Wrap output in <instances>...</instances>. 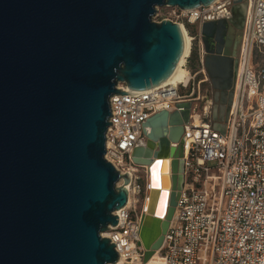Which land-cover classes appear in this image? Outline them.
<instances>
[{"label": "water", "instance_id": "95a60500", "mask_svg": "<svg viewBox=\"0 0 264 264\" xmlns=\"http://www.w3.org/2000/svg\"><path fill=\"white\" fill-rule=\"evenodd\" d=\"M214 1L0 0V264L117 262L114 245L100 234L116 225L113 212L125 206L130 178L103 157L109 98L129 94L120 83L142 92L174 71L182 33L169 20L153 22L156 8ZM232 3L230 20L198 28L224 122L237 64L232 34L242 29L246 8L244 0ZM177 107L146 121V143L132 153L148 179L156 161L171 159L164 218L152 208L141 215L143 262L160 250L182 186L181 137L191 104Z\"/></svg>", "mask_w": 264, "mask_h": 264}, {"label": "built area", "instance_id": "2783aa9c", "mask_svg": "<svg viewBox=\"0 0 264 264\" xmlns=\"http://www.w3.org/2000/svg\"><path fill=\"white\" fill-rule=\"evenodd\" d=\"M232 2L215 0L189 10L166 6L179 21L171 22L197 29L193 36L187 32L185 81L135 93L120 83L117 88L129 94L109 98L103 157L121 175L135 166L132 153L146 143V121L161 111H180L179 103L191 104L181 137L183 181L158 251L160 264H264V0H244L233 99L226 122L219 123L224 131L215 128L211 118L195 114V95L208 80L198 28L207 21L230 20ZM138 180L134 173L125 186V206L113 212L116 225L108 226L105 237L100 234L114 245L115 264L144 263V211L136 210L143 187Z\"/></svg>", "mask_w": 264, "mask_h": 264}, {"label": "bare ground", "instance_id": "6f19581e", "mask_svg": "<svg viewBox=\"0 0 264 264\" xmlns=\"http://www.w3.org/2000/svg\"><path fill=\"white\" fill-rule=\"evenodd\" d=\"M180 31L182 33L183 37V52L182 55L174 69V71L170 74V76L161 83L158 87L171 84L176 85L177 83H180L181 81H185L186 77V70L182 68L183 59L187 54L188 50V44H189V35L187 34L186 28L179 24ZM196 116L198 113H195ZM196 118V117H195ZM170 158H167L166 160H158L155 162V164L152 166V168L149 169V179L147 184V193L148 197L144 198L143 201V208L147 209H153L155 210L158 218L163 219L166 211L169 207V196H170V190H171V181H170ZM136 169L131 168L125 174L129 176V178L133 177ZM160 195V198L157 197V195ZM158 195V196H159ZM147 196V195H146ZM158 201V205H157ZM105 231L101 233L103 237H105ZM158 255V257H155ZM154 259V260H152ZM160 253L156 251L146 262L143 264H160ZM120 261H118V264Z\"/></svg>", "mask_w": 264, "mask_h": 264}, {"label": "rangeland", "instance_id": "374dc122", "mask_svg": "<svg viewBox=\"0 0 264 264\" xmlns=\"http://www.w3.org/2000/svg\"><path fill=\"white\" fill-rule=\"evenodd\" d=\"M173 8V7H172ZM172 9L170 8H166V7H158L155 10L154 15L151 17V20L153 22H161L163 19L168 18L169 21H173V22H178L179 21L175 18L170 16ZM187 32L193 36L196 32L197 29L195 26H187ZM241 31V30H240ZM191 68V65H190ZM200 77H198L199 79ZM188 92V90H180V93H186ZM195 104L197 105V109H196V113H198L199 115H201L202 118H207V119H212L213 121H215L216 123H220L221 119L223 118V112L222 110H220V108L213 102V98H212V91H211V87H210V83L209 81L204 82L200 85V90L198 92V95H195ZM211 102V103H209ZM209 107V108H208ZM204 110H208V114H204ZM222 112V115H221ZM220 116V117H219ZM223 121V120H222ZM133 168L136 169V173L135 175L139 178V183L140 185L143 187V192L141 194L140 197V201L139 204L136 208L137 212H141L143 209V201L144 198L148 197V193H147V180H148V173L146 170V167H139V166H133ZM147 195V196H146ZM155 257H158V255H156ZM154 260V259H152Z\"/></svg>", "mask_w": 264, "mask_h": 264}, {"label": "flooded vegetation", "instance_id": "af4514ba", "mask_svg": "<svg viewBox=\"0 0 264 264\" xmlns=\"http://www.w3.org/2000/svg\"><path fill=\"white\" fill-rule=\"evenodd\" d=\"M232 36H233V38H232V51H233L234 57H235L237 54V51H238V46H239L240 37H241V31L234 28V32H233ZM236 68H237V64H236ZM235 73H236V69H235ZM207 81H209V80H207ZM211 91H212V98H213V102H214L215 106L217 105L220 108V110H222V112H223V104L220 102V100L215 99V97H214L215 91L212 90V88H211ZM222 112H221V115H222Z\"/></svg>", "mask_w": 264, "mask_h": 264}, {"label": "trees", "instance_id": "16d2710c", "mask_svg": "<svg viewBox=\"0 0 264 264\" xmlns=\"http://www.w3.org/2000/svg\"><path fill=\"white\" fill-rule=\"evenodd\" d=\"M193 56H195L194 54H193ZM194 58V57H193Z\"/></svg>", "mask_w": 264, "mask_h": 264}]
</instances>
